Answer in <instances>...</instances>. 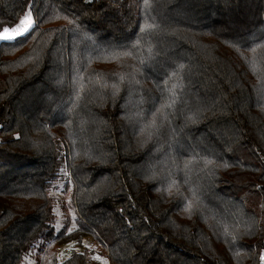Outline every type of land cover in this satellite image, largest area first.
Instances as JSON below:
<instances>
[{
	"label": "trees",
	"instance_id": "trees-1",
	"mask_svg": "<svg viewBox=\"0 0 264 264\" xmlns=\"http://www.w3.org/2000/svg\"><path fill=\"white\" fill-rule=\"evenodd\" d=\"M28 8L0 41V264H264V0H0V28Z\"/></svg>",
	"mask_w": 264,
	"mask_h": 264
},
{
	"label": "rangeland",
	"instance_id": "rangeland-1",
	"mask_svg": "<svg viewBox=\"0 0 264 264\" xmlns=\"http://www.w3.org/2000/svg\"><path fill=\"white\" fill-rule=\"evenodd\" d=\"M28 11H31V10L29 8L26 9V11L22 14V16L19 18V20L15 24L0 28V33L3 32V29L7 28L9 29V32L7 33V35H14L12 29L20 26L21 20L25 17V14ZM31 16L33 19L32 13H31ZM68 174L69 172L65 169L62 175L53 182V185L51 187V194L54 199L55 225L58 228L62 225L63 218L66 215V212L69 213L70 216H72L74 212L70 205V201L72 197L71 188L69 187V185L67 186V183L65 181ZM227 188H229V186H227ZM85 246L94 247L96 246V243L93 242L91 238H84L81 245H75L73 244V242H68V243L61 245L60 255L61 257H64L71 248L82 250ZM100 258L103 264H112L107 256L101 254ZM262 259L264 260V256L262 257ZM37 261H38V255L34 249H30L24 255L23 264H37Z\"/></svg>",
	"mask_w": 264,
	"mask_h": 264
},
{
	"label": "snow or ice",
	"instance_id": "snow-or-ice-1",
	"mask_svg": "<svg viewBox=\"0 0 264 264\" xmlns=\"http://www.w3.org/2000/svg\"><path fill=\"white\" fill-rule=\"evenodd\" d=\"M34 27V21L31 16V11H28L25 14V17L21 20L20 26L12 29L14 35H7L9 29H3V32L0 33V41H9L15 39L18 35H23L29 32Z\"/></svg>",
	"mask_w": 264,
	"mask_h": 264
}]
</instances>
